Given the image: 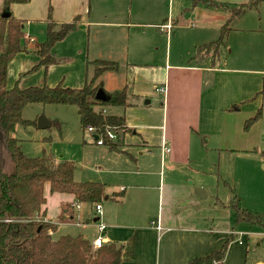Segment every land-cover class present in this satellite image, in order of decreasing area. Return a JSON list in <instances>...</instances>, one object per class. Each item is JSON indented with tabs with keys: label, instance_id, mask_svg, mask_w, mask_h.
I'll use <instances>...</instances> for the list:
<instances>
[{
	"label": "crops",
	"instance_id": "1",
	"mask_svg": "<svg viewBox=\"0 0 264 264\" xmlns=\"http://www.w3.org/2000/svg\"><path fill=\"white\" fill-rule=\"evenodd\" d=\"M192 1L193 6L201 3L197 16L183 15V12L180 15L188 21L196 20L200 31L208 33L211 29L210 32L219 33L230 13L211 7L207 3L210 0ZM216 1L237 7L253 0ZM124 5V0H29L26 4L10 5L14 18L29 23L33 33L28 31L24 35L32 37L34 42L26 43L28 53H19L10 61L7 89L16 82L21 89L58 84L79 89L93 75L91 62L104 60L116 62L118 70L102 75L103 91L112 93L125 88L129 103L122 114L132 131L123 135L122 144L114 138L116 150L97 145L95 135L87 130L85 133L92 141L84 140L82 150L92 157L81 163L85 173L73 175L76 182L90 181L105 186V198L97 204L100 213L95 210L97 205L80 203L68 194L70 198L60 201L56 213L49 215L44 195L45 204L37 218L55 227L53 232H48L51 236L61 224H69L83 232L67 235H80L91 246L96 238L102 237L101 247L113 244L121 249V264H189L197 258L219 253L224 247L222 258L212 264H239L238 250L243 238L242 231L234 227V199L229 205L230 211L220 200V181L211 183L204 179V171L198 169L195 159L202 136L215 137L218 150H226L225 139L234 152H249L251 146L256 148L258 144L257 138H251L252 131L259 132V127L262 134V124L258 121L238 138L233 126L224 120L225 116L235 118L239 114L248 120L261 109H257L256 99L264 94V87L258 90L257 77L264 75V69L252 67L256 56L244 55L230 67L225 62L226 55L233 53L232 47L227 52V43L231 46L236 35H264V0L256 8L243 9L232 21L237 25L231 28L223 47L225 56L221 55L222 48L217 57L208 56L200 62L192 57L209 34H203L205 39L199 36L187 39V51H175L171 58L173 30L178 18L175 21L166 18L159 25L154 24L158 25V36L164 38L161 33L166 34L165 58L160 63L148 59L145 32L140 29L143 24L131 23L132 10L124 9ZM48 13L58 25L75 18L79 24L52 48L51 55L59 63L29 74L40 60L34 49L35 44L44 40ZM247 17L249 21L245 24ZM251 48L257 47L245 42L241 50ZM220 56L225 65L217 66ZM157 87L163 90L158 95ZM154 102L159 107L151 108ZM47 122L50 125L46 128L51 127L53 121ZM232 142L238 146L231 147ZM249 142L251 145H244ZM53 161L71 160L53 156ZM197 190L205 194L199 197ZM55 214L57 219H53Z\"/></svg>",
	"mask_w": 264,
	"mask_h": 264
},
{
	"label": "trees",
	"instance_id": "2",
	"mask_svg": "<svg viewBox=\"0 0 264 264\" xmlns=\"http://www.w3.org/2000/svg\"><path fill=\"white\" fill-rule=\"evenodd\" d=\"M263 0H253L237 7L207 3L215 8L227 10L229 18L220 29L218 40L195 49L193 60L202 61L208 56L217 57L231 30L229 24L245 8H256ZM29 0H3V14L0 16V264H121V249L113 244L93 249L90 242L82 236L64 235L53 239L51 234L55 227L37 218L42 205L45 204L44 187L49 185L50 193H64L74 197L80 203L97 205L105 198V186L96 182H76L73 178L76 166L71 161L55 163L53 155L29 158L21 151L19 141L11 136L15 126L35 125L36 122L22 119V110L29 104L74 106L77 110L82 132L88 128L102 139V144L111 150L117 144L109 139L107 132L132 131L125 123L124 115H114L106 108H127L129 106L126 89L112 93L104 92L107 100L95 99L96 92L102 89L101 77L106 72L118 70L116 62L94 60L91 78L79 89L54 87H28L21 89L18 82L11 89H6V73L10 61L19 53H28L24 41L23 21L14 18L10 12L11 4H26ZM2 14V15H3ZM77 18L68 23L56 24L48 13L44 40L35 44L34 53L39 62L27 73L59 63L51 55L56 43L78 27ZM26 73V74H27ZM262 116V108L245 121V130ZM12 164L8 172L2 146ZM236 220L256 222L264 228V219L252 217L243 212L236 198L232 205ZM9 218V219H7ZM225 247L216 254L206 258H197L189 264H212L222 258Z\"/></svg>",
	"mask_w": 264,
	"mask_h": 264
},
{
	"label": "rangeland",
	"instance_id": "3",
	"mask_svg": "<svg viewBox=\"0 0 264 264\" xmlns=\"http://www.w3.org/2000/svg\"><path fill=\"white\" fill-rule=\"evenodd\" d=\"M210 1L214 2L217 5H224L229 8L236 7L235 5L231 6L218 2L216 0ZM1 4L2 0H0V16H2L3 14V8L1 7ZM124 4V9H127V7H129V11L132 10V17L131 14H129L130 22L143 24L141 25V28L140 26L138 28L145 32L144 47L148 52L147 58L153 59L157 61V63L162 62L165 58L164 48L166 43L164 38L166 37V34L163 32L161 33L164 38L158 36L156 32L159 31V29L156 26H158L162 22V20L166 18H168L169 20L172 19L173 21L178 18V25H176L173 30L174 38L172 39L171 45V58H173L175 51H187L186 40L194 36H199L200 39H205V37H203V34H209L208 37H206V40L201 42V44L203 45L214 42L219 38L221 28L218 30L219 33H212L210 32L211 29H209L208 33H205L202 30L200 31L201 26L196 20L188 21L187 18L180 15L183 12V15L192 13L194 14V16H197L198 11L202 9V7L200 6L201 3L193 6L192 0H124ZM144 7L147 8L145 9ZM127 15L128 13L126 14V16ZM246 21L247 22L245 24H248V17L246 18ZM231 23L229 24V28H233V26L235 27V25H237L235 22H233L232 24ZM154 24L158 25L155 26ZM22 31L24 32V34L28 33V31H31L29 28V23H23ZM246 36L248 37L246 38ZM241 37H245V39H242ZM245 42H252L253 45H255L257 48L241 50ZM231 43V46L229 45V43H227V52L229 53L233 48L232 54L226 55V50L223 48L225 45L220 48V50L223 48L221 51V55L227 56V61L225 63H227L228 67L235 66V61H237L238 58L246 55L256 56V58L253 59V68L264 69L263 34L249 33V35H236L232 39ZM222 56H220V64H217V66L225 65L223 64L224 59ZM123 77H125V75ZM257 78H259L258 90H260L262 89V87H264V75H259ZM161 90L159 89V87H157V91L155 90V92L159 93L156 94H160V92L163 91ZM259 96L260 95H258L257 97ZM256 104L257 109L260 107L262 108V116L261 119L258 120V124H262V134L260 136V127L259 132L258 129H256L252 131L251 134V138H254V140L256 138L258 139V144L254 146L256 148H253V146H251L249 152H238V150L234 152L233 150H230L231 148H229L230 145L228 143V139H225L223 142L226 150H218L219 144L215 137L211 136L209 138L202 136L199 141L200 143H198L200 150L196 156L195 163L199 165L198 169L204 171V179L206 178L210 180L211 183H216L217 180L220 181L219 197L223 203H226L227 207L229 208L228 210L231 211L229 205L232 204L233 199L234 203L236 198L238 207L243 212H247L251 214L252 217H259L263 220L264 94L261 95L260 99H256ZM154 106L159 107L157 102H154L151 108H155ZM109 112L116 115H122V113L124 114V110L118 107L110 108ZM21 116L22 119L31 122H37L40 119L53 121L52 126L46 129H39L35 125L18 124L15 126L16 128L14 129V132L11 134V136L19 141L21 151L24 155L29 158H36L51 154L55 156L56 159H70L76 166V171L74 173H85L86 170L81 163L85 158L86 159L84 160V162L88 160V158L90 159L92 155H90L86 150H82L83 141H89L90 143L92 139L90 138L89 134L82 132L79 125L77 110L74 106L29 104L23 108ZM229 116L230 117L228 118H226L225 116L224 122H226L227 125L229 124L233 126V130L234 132H236V135L239 138V134H242L241 132H247L244 127L245 120L247 118L240 114L235 115V118H233L232 115ZM114 134L116 138L115 141L122 144L124 134L121 132H117ZM244 145L249 146L251 145V142L245 143ZM237 146V142H232L231 147ZM130 150L133 154H137L133 147H130ZM3 154L5 157L6 169L8 170V172H10L12 170V164L5 151H3ZM78 163H80V165ZM207 173H209L210 176H208ZM224 182L226 183L225 187L223 185ZM47 186L48 185L45 186L44 195L47 199L46 204L48 207V214L51 215L52 213H56V210L58 209V203L60 201H66V199L70 198V196L64 193L51 194L48 191ZM56 215L57 214L53 216V219L58 218V216L56 217ZM234 221L236 223H234V227L242 231L241 237L243 238V245L241 246V249L238 250L239 264H264L263 226H259L256 222H253L251 224L249 222L237 221L235 213ZM89 231L93 235V231ZM78 232L82 233L83 231L73 225L61 224L58 227L57 231L53 233L52 238L58 239L61 235H74Z\"/></svg>",
	"mask_w": 264,
	"mask_h": 264
},
{
	"label": "built area",
	"instance_id": "4",
	"mask_svg": "<svg viewBox=\"0 0 264 264\" xmlns=\"http://www.w3.org/2000/svg\"><path fill=\"white\" fill-rule=\"evenodd\" d=\"M167 27H169V26H167ZM24 41H26V43H27V42H28V43H33V42H34V40H33L31 37H29V36H24ZM87 130H88L89 132H93V130H92L91 128H88ZM107 136H108V138L111 139V140L115 138V134H114L113 132H111V131H108V132H107ZM95 143H96L97 145H102V139H101L100 137H97V140L95 141ZM95 210H96L97 213H100V206L97 205V206L95 207ZM102 228H103V227H100V229H102ZM102 245H103V239H102V237H98V238H96V239L93 241V243H92V246H93V248H95V249L100 248Z\"/></svg>",
	"mask_w": 264,
	"mask_h": 264
},
{
	"label": "water",
	"instance_id": "5",
	"mask_svg": "<svg viewBox=\"0 0 264 264\" xmlns=\"http://www.w3.org/2000/svg\"><path fill=\"white\" fill-rule=\"evenodd\" d=\"M3 17H7V14H3L2 15ZM95 99L96 100H99V101H106L107 100V97L104 93V91L102 89H99L97 92H96V95H95ZM48 125H50V122H47L46 120L44 119H40L36 122V126L39 128V129H43V128H46ZM94 140L96 141L97 140V136H94ZM2 150L5 151L6 153V150H5V147H4V144L2 146ZM7 155V153H6ZM8 156V155H7ZM9 158V157H8ZM10 160V159H9ZM201 193H204L203 190H197L196 191V194L200 197V194ZM205 194V193H204ZM9 219V218H7Z\"/></svg>",
	"mask_w": 264,
	"mask_h": 264
}]
</instances>
